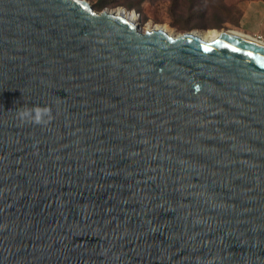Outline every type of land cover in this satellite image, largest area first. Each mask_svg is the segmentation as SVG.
<instances>
[{
	"label": "water",
	"instance_id": "water-1",
	"mask_svg": "<svg viewBox=\"0 0 264 264\" xmlns=\"http://www.w3.org/2000/svg\"><path fill=\"white\" fill-rule=\"evenodd\" d=\"M0 264H264V44L0 0Z\"/></svg>",
	"mask_w": 264,
	"mask_h": 264
},
{
	"label": "rangeland",
	"instance_id": "rangeland-1",
	"mask_svg": "<svg viewBox=\"0 0 264 264\" xmlns=\"http://www.w3.org/2000/svg\"><path fill=\"white\" fill-rule=\"evenodd\" d=\"M102 9L123 7L137 13L142 30L166 26L173 34L209 29H239L241 0H88ZM240 30V29H239ZM242 31V30H241Z\"/></svg>",
	"mask_w": 264,
	"mask_h": 264
},
{
	"label": "crops",
	"instance_id": "crops-1",
	"mask_svg": "<svg viewBox=\"0 0 264 264\" xmlns=\"http://www.w3.org/2000/svg\"><path fill=\"white\" fill-rule=\"evenodd\" d=\"M238 13L240 30L264 37V0H241Z\"/></svg>",
	"mask_w": 264,
	"mask_h": 264
},
{
	"label": "clouds",
	"instance_id": "clouds-1",
	"mask_svg": "<svg viewBox=\"0 0 264 264\" xmlns=\"http://www.w3.org/2000/svg\"><path fill=\"white\" fill-rule=\"evenodd\" d=\"M19 116L22 120L26 119L27 121L37 125L47 124L53 119L51 109L47 106H33L31 108H23L19 112Z\"/></svg>",
	"mask_w": 264,
	"mask_h": 264
},
{
	"label": "bare ground",
	"instance_id": "bare-ground-1",
	"mask_svg": "<svg viewBox=\"0 0 264 264\" xmlns=\"http://www.w3.org/2000/svg\"><path fill=\"white\" fill-rule=\"evenodd\" d=\"M114 11L116 13H122L124 11V13L126 15H129L134 21H137V19H138L137 13L135 11H132V10L131 11H128L127 9H124L123 7H118ZM158 27H162L165 30H167L169 33L173 34L170 30H168V28L166 26H158ZM229 30L232 33L239 34V35H242V36H246V37H248L250 39L257 40V41L261 42L262 44H264V39L263 40L262 39L260 40V39L256 38L252 34L246 33V32L241 31L239 29H229ZM219 33H220V30H217V29H209L208 31H206L203 34H199V33H197V34L200 35L203 39L212 40V39L216 38L219 35Z\"/></svg>",
	"mask_w": 264,
	"mask_h": 264
},
{
	"label": "trees",
	"instance_id": "trees-1",
	"mask_svg": "<svg viewBox=\"0 0 264 264\" xmlns=\"http://www.w3.org/2000/svg\"><path fill=\"white\" fill-rule=\"evenodd\" d=\"M103 6H104V5L100 3V4H96V5L94 6V8L102 9Z\"/></svg>",
	"mask_w": 264,
	"mask_h": 264
},
{
	"label": "built area",
	"instance_id": "built-area-1",
	"mask_svg": "<svg viewBox=\"0 0 264 264\" xmlns=\"http://www.w3.org/2000/svg\"><path fill=\"white\" fill-rule=\"evenodd\" d=\"M254 36H255L256 38L260 39V40H261V39H262V40L264 39V37H263L262 35H254Z\"/></svg>",
	"mask_w": 264,
	"mask_h": 264
},
{
	"label": "snow or ice",
	"instance_id": "snow-or-ice-1",
	"mask_svg": "<svg viewBox=\"0 0 264 264\" xmlns=\"http://www.w3.org/2000/svg\"><path fill=\"white\" fill-rule=\"evenodd\" d=\"M205 50H208L207 48Z\"/></svg>",
	"mask_w": 264,
	"mask_h": 264
}]
</instances>
